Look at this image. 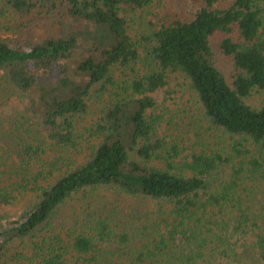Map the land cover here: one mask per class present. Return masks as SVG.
<instances>
[{
	"label": "trees",
	"instance_id": "16d2710c",
	"mask_svg": "<svg viewBox=\"0 0 264 264\" xmlns=\"http://www.w3.org/2000/svg\"><path fill=\"white\" fill-rule=\"evenodd\" d=\"M160 1L0 0V14L55 22L37 41L0 33V72L28 105L27 126L0 129V264H264V103L247 101L264 93V0L135 21ZM172 73L200 109L195 143L221 132L228 147L184 153L162 133L153 93ZM99 188L157 200L154 234L135 243L91 212L54 227L63 203Z\"/></svg>",
	"mask_w": 264,
	"mask_h": 264
},
{
	"label": "rangeland",
	"instance_id": "374dc122",
	"mask_svg": "<svg viewBox=\"0 0 264 264\" xmlns=\"http://www.w3.org/2000/svg\"><path fill=\"white\" fill-rule=\"evenodd\" d=\"M227 5L228 1L220 2V6ZM201 0H161L153 7L137 11L135 21L140 25L152 21L155 24L163 20H171L173 17L185 19L201 7ZM29 18V19H28ZM26 17L20 19L16 15L0 14V33L5 36L16 37L20 41H37L55 32L53 17L45 16L40 18ZM136 27V26H135ZM145 25H143V28ZM138 28V27H136ZM151 28V26H149ZM139 30L142 27L138 28ZM137 31H133L136 33ZM221 35L212 37L211 42L216 49V43ZM216 58L219 68L229 78L232 71L231 61L228 57L217 52ZM56 73L47 77L53 78ZM156 105L153 110L160 114L161 131L169 135V138H176L184 143V153L189 152L193 147L198 150L201 146L209 149H218L222 146L228 147L231 138L221 132H204L205 138L195 143L194 134L199 126L200 109L196 104L193 92L188 82L177 73L168 75L164 87L153 93ZM247 101L253 106H260L264 103V93L255 92ZM28 108L26 99L22 98L13 88L9 87L5 77L0 72V129L7 131L13 126H27L22 118ZM99 109L97 104H91L87 119L97 116ZM195 139V140H194ZM192 144L190 149L188 146ZM189 150V151H188ZM227 178L228 175L222 176ZM264 194V193H263ZM23 202H18L10 210L16 211L21 208ZM159 202L142 196H132L121 193L117 190L99 188L80 192L67 200L60 207L55 215L54 227L68 228L75 221L79 222L88 212L100 214L107 218L112 228L120 233L130 232L135 235V243L150 237L156 229L155 219ZM101 246L103 254H120L114 247Z\"/></svg>",
	"mask_w": 264,
	"mask_h": 264
}]
</instances>
